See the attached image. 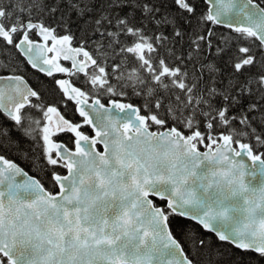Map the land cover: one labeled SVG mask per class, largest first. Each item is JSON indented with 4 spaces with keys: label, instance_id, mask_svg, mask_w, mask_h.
<instances>
[{
    "label": "snow or ice",
    "instance_id": "snow-or-ice-1",
    "mask_svg": "<svg viewBox=\"0 0 264 264\" xmlns=\"http://www.w3.org/2000/svg\"><path fill=\"white\" fill-rule=\"evenodd\" d=\"M203 2L206 10L198 11L199 0H55L46 11L55 26L35 21L32 5L0 6L5 47L47 77L63 73L83 85L54 80L52 94L74 101L73 115L82 118L68 119L60 110L66 101L49 104L0 60L9 73L0 74V113L9 122H0V264H217L225 259L221 242L242 250L231 264L264 262V187L248 182V161L260 166L252 178H264V157L244 142L254 136L264 146L253 127L264 125V7L256 0ZM33 3L45 11L42 0ZM72 12L83 20L79 38L68 26ZM221 27L247 44L233 46L234 37L215 30ZM128 89L139 106L118 99L129 98ZM119 139L143 141L139 154H119ZM161 147L170 150L162 154ZM205 163L208 174L198 177ZM233 176L241 181L242 204L229 201L217 183ZM197 179L200 196L189 198L180 186ZM182 218L214 234L216 243L189 231ZM76 249L84 255H69Z\"/></svg>",
    "mask_w": 264,
    "mask_h": 264
},
{
    "label": "trees",
    "instance_id": "trees-1",
    "mask_svg": "<svg viewBox=\"0 0 264 264\" xmlns=\"http://www.w3.org/2000/svg\"><path fill=\"white\" fill-rule=\"evenodd\" d=\"M41 0H36V3H40ZM55 0H42L43 3V7L45 9V11H37V8L35 6V4L33 3V0H0V6L3 7H7V8H12L13 6H17V5H22L24 8H28L29 5H32V17L35 21H40L43 20L45 24H49V25H53L55 26L56 21L51 17L48 16L46 14L47 8L54 3ZM257 3H260L262 7H264V0H256ZM67 5L64 4L63 2L61 3V8L62 9H66ZM171 7L174 8V5H172ZM197 10L201 11V10H206V6L204 5L203 0H199V3L197 5ZM129 8L125 7L123 9V12H128ZM19 14V13H17ZM61 15V12H57L56 16L57 18ZM136 19L139 20L142 17V13L140 11H136ZM22 19L24 21H26L28 19V16L26 14H22ZM13 20H15V15L13 16ZM83 24V20H78L76 13L72 12L70 15V19H69V23L68 26L71 29V32L74 33L76 38H79L81 36V32H80V25ZM147 27L149 29H154V25L149 23L147 25ZM216 31H218L219 33H223V34H227L230 35L232 37H234V41H233V46H235V42L237 40H239V42L241 44H247V41L240 39V37L238 36V34L231 32L230 30H226L224 28H217L215 29ZM165 33H168L171 31L170 28H166L164 29ZM59 32V29H58ZM61 35H63V32H60ZM74 38L73 43L77 46V39ZM96 37H93V39H95ZM219 42V41H217ZM88 47V46H86ZM92 48L95 47V45H91ZM175 47L180 48V45L177 44ZM187 47V45H185V48ZM91 50V49H89ZM184 49H181V51H183ZM260 55V52L257 51V56ZM208 56V60L211 61L212 60V55L211 53H207ZM0 60H2L5 63L10 64V66L15 67L17 69L15 74H20L22 76H24L27 80L30 81V84L34 87H36L35 85V79L33 78V76L30 77V72L28 70V67L26 66V64L24 63V61L22 60V58L20 57V55L17 53V51L15 50L14 47L12 46H7L5 47V45L0 42ZM207 62V61H205ZM135 65V61H133L131 59V56H129V63H128V67L131 68ZM218 67L221 68V71H227V69H224L222 62L220 64H218ZM252 73H257L258 70L256 68H253ZM0 74H9L4 70H0ZM129 92V98L125 99L123 97H120L121 101H125V102H129L132 103L136 106H139L142 101L139 98H135L131 96V90L128 89L127 90ZM257 95H259V93H257ZM44 96H46L45 98H47V100H49L51 98L50 92L47 91L44 92ZM253 100L255 101V97H253ZM48 103H52L51 100L48 101ZM216 103L219 104L220 101L217 98ZM249 103V99L245 98L243 103L240 105V108H243L245 106H247ZM264 103V102H261ZM233 111H239V108L237 109H233ZM0 122L8 124L9 122L7 121L6 118L3 117L2 114H0ZM239 128V125H236ZM253 127H255L257 129L258 133L264 134V125L260 124L259 122H254L253 123ZM187 134V133H186ZM13 135L18 136V133H13ZM264 138V137H262ZM244 142H249L252 143L254 145V152H256L257 154H261L262 157H264V146L261 145H257L254 139V136H249L245 139ZM25 143H28V141H25ZM205 143H207V141H205ZM199 149H205V145H198ZM6 158L11 159L13 162L17 163L20 167H23L26 171L30 170V174H35L37 172V169H35L26 159L20 157V155L18 153L15 152H5L4 153ZM46 186H47V181H44ZM182 222H186L189 224V231H191L193 228L196 229L200 235L204 236V235H208L212 237V242L213 244L216 243V238L213 234L211 233H207L206 231H204L199 225H197L196 223L192 222V221H186L182 218ZM171 227V226H170ZM175 235V234H174ZM177 239H179V237H177ZM219 247L223 250L224 252V256L225 259H222L221 261L217 262V264H231V259H234L236 256H240L242 255V251L241 250H237L235 249V247H233L231 244L226 243V242H221V244L219 245ZM249 256H252L253 259H255L254 254L252 253H248ZM261 264H264V262H261Z\"/></svg>",
    "mask_w": 264,
    "mask_h": 264
},
{
    "label": "flooded vegetation",
    "instance_id": "flooded-vegetation-1",
    "mask_svg": "<svg viewBox=\"0 0 264 264\" xmlns=\"http://www.w3.org/2000/svg\"><path fill=\"white\" fill-rule=\"evenodd\" d=\"M30 36H31V34H30ZM31 38H33L34 40H36L39 43H43L42 39L39 38V37L31 36ZM50 44H51V42H49V46H50ZM73 46H76V45L73 43ZM16 51L20 55V57L22 58V60L26 64V66L28 67V70H29V72L31 74L30 77L33 76V78L35 79V82L34 83H35L36 87L32 86L30 84V81L27 80L23 76L25 78V80H27L29 86L32 87L34 90L40 91L43 96H44V92L45 91H47V94H48V92H50L51 98L49 100H47V98H45L46 96H44L45 100H47V101H50L51 100V102H53L57 98L63 99L64 101H66V104H61L60 105L61 113L62 114H65L66 118H68V119L82 120V118L79 117L78 112H76L75 115H73V112H74L75 107H76L74 101H67V98L66 97H57V96L53 95L50 90L56 87V85L54 84V80L55 79H61V78L62 79H71L72 82H73V84H74V86H80V87H82V90H83V85H81L76 80L75 77H69L67 74H63V73H55L54 74V77H47L45 74H43V73H41V72L33 69L31 66H29V64L21 56V54L18 52V50H16ZM49 55H52V54H49ZM60 63L63 64L64 66H66V67H70L71 66V61L61 60ZM89 71H91V68H89ZM18 75H20V74H18ZM78 75L80 77V80H83L84 79L83 74H78ZM33 99H35V98H33ZM118 99H120V98H118ZM102 102L105 103L106 106H110V100H109L108 97H104L102 99ZM121 102H125V101H121ZM50 104H52V103H50ZM0 114H2V113H0ZM33 114L34 115H38V113H33ZM84 130L86 131V134H88L90 132V129L88 128V126H85V129Z\"/></svg>",
    "mask_w": 264,
    "mask_h": 264
},
{
    "label": "clouds",
    "instance_id": "clouds-1",
    "mask_svg": "<svg viewBox=\"0 0 264 264\" xmlns=\"http://www.w3.org/2000/svg\"><path fill=\"white\" fill-rule=\"evenodd\" d=\"M143 141L140 140H133L132 142L125 141L123 139H119L115 145L116 151L119 154H124L125 152L132 154L133 156L139 154L140 149L142 147ZM170 149L166 148H159L158 151H160L162 154L165 151H169ZM208 174V169L202 172L198 173V177H205ZM229 174L231 175V172L229 171ZM240 178L238 176H233L231 180H228L227 183L225 182V179L221 177L217 183H219L222 187L225 188V193L223 195H226L229 199V201H234L236 198H242L244 197L242 195H238L239 192V184H240ZM200 181L197 179L195 183H192L190 186L181 185L180 187L182 190L187 189L186 192H183V194H186L191 198L192 193H195L196 197L199 198L200 196V188L196 187L197 184H199ZM228 215H232L231 208L228 209ZM69 255L72 257H76L78 255H84V253H81L79 249L73 250Z\"/></svg>",
    "mask_w": 264,
    "mask_h": 264
},
{
    "label": "water",
    "instance_id": "water-1",
    "mask_svg": "<svg viewBox=\"0 0 264 264\" xmlns=\"http://www.w3.org/2000/svg\"><path fill=\"white\" fill-rule=\"evenodd\" d=\"M18 52H19V51H18ZM20 54H21V53H20ZM21 56H22V57L26 60V62H27L26 57H24L22 54H21ZM28 64H29V63H28ZM29 66H31V65L29 64ZM31 67H32V66H31ZM33 69H34V68H33ZM35 70L39 71L38 69H35ZM39 72H40V71H39ZM41 73H43V72H41ZM43 74H45V73H43ZM45 75H46V74H45ZM234 146H235V145H234ZM201 150L207 151V148H205V149H201ZM248 164H249V178H248V182H249L250 187H251V188H255V189H258V188L264 187V178H252V176H251V173H252L253 171L257 172V176H258V177L260 176V173H259V168H260V166L257 165V166H256V169H252V168H251V161H248ZM208 167H209L208 164L205 163L204 165H202V166L198 169V173L207 170ZM196 187L199 188V184H197ZM232 202H237V203H241V204H242L243 199H242V198H236V199H235L234 201H232ZM200 211L203 212V211H205V209L201 208ZM237 219H240V217H237ZM192 222L196 223L195 221H192ZM196 224H197V223H196ZM226 226L234 227L235 225L233 224V225H226ZM200 227L202 228V226H200ZM203 230H204V229H203ZM204 231H206V230H204ZM206 232H207V231H206ZM213 235H214V234H213ZM214 236H215V235H214ZM226 243H228V242H226ZM229 244H230V243H229ZM232 246L234 247V245H232ZM241 251H242V250H241Z\"/></svg>",
    "mask_w": 264,
    "mask_h": 264
}]
</instances>
